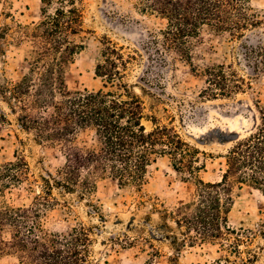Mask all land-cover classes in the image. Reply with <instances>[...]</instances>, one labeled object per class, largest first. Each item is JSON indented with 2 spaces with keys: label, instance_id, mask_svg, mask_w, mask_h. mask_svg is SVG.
<instances>
[{
  "label": "trees",
  "instance_id": "trees-1",
  "mask_svg": "<svg viewBox=\"0 0 264 264\" xmlns=\"http://www.w3.org/2000/svg\"><path fill=\"white\" fill-rule=\"evenodd\" d=\"M141 11L165 22L163 29L145 43L160 64L182 61L204 78L200 97L228 99L240 93L245 79L231 64L211 65L198 71L192 64L190 41L207 30L226 43L238 42L237 56L255 74H264V36L247 41V33L261 26L249 0H137ZM40 19L30 25L12 16L0 27V55L14 44L27 43V73L17 81L0 83V99L16 116L18 126L37 144L57 146L63 157L55 174L41 178L43 190L29 204L5 203L0 208V258L13 257L18 264H92L91 229L82 225L65 233L46 228L48 214L59 202L53 189L79 193L90 199L97 183L109 179L118 188L131 186L137 192L147 183L148 169L166 159L183 182L195 190L192 199L171 211H157L160 219L174 224L169 236L177 247L217 246L214 264H254L256 256L242 251L249 231L228 226L234 190L248 186L264 197V104L257 105L258 119L252 132L237 141L224 155V169L217 182H204V152L191 146L170 126L155 118L143 125L144 108L124 81L128 66L139 55H125L109 38L100 41V59L94 76L98 91L70 92L66 74L83 49V0H41ZM6 15V14H5ZM0 121L5 118L0 114ZM86 134L88 141L77 143ZM26 161L0 164V194L19 187L28 175ZM94 206H92L93 208ZM97 210V208H95ZM166 238V237H164ZM152 254L143 264H156ZM166 264H178L169 257Z\"/></svg>",
  "mask_w": 264,
  "mask_h": 264
},
{
  "label": "rangeland",
  "instance_id": "rangeland-1",
  "mask_svg": "<svg viewBox=\"0 0 264 264\" xmlns=\"http://www.w3.org/2000/svg\"><path fill=\"white\" fill-rule=\"evenodd\" d=\"M41 0H0V27L13 19L30 25L40 19ZM83 49L74 57L66 74L70 92L98 91L101 80L94 76L100 59L103 37L109 38L125 55L139 57L126 71L124 81L140 98L143 125L150 130V120L172 127L191 146L206 154L204 182H217L224 169V155L237 141L248 136L258 119L257 105L264 104V74H255L237 56L238 42L226 43L207 30L190 41L193 66L198 70L211 65L231 64L245 79L243 90L228 99L206 100L200 97L205 88L204 78L190 71L187 63L171 61L160 64L152 58L145 43L163 29L165 22L156 15L141 11L137 0H83ZM258 14L261 26L247 33V41L264 36V0H249ZM6 14V15H5ZM27 43L5 48L0 55V83L17 81L28 71L25 58ZM0 164L23 158L28 175L16 189L0 194V208L5 203L29 204L33 195L43 190L41 178L54 175L63 157L57 146L37 144L33 136L17 124L16 116L0 99ZM80 134L77 143L88 141ZM195 187L183 182L166 159H158L148 169L147 183L137 192L131 186L118 188L109 179L97 183L90 199L78 192L69 194L53 189L59 202L49 214L46 228L65 233L82 225L91 229L92 264H143L152 254L150 244L159 253L156 264H166L169 257L178 264H214L220 254L217 246L194 245L177 247L169 236L177 235L169 220L160 219L157 211H171L177 204L192 199ZM233 207L228 226L249 231V241L242 251L256 256L254 264H264V197L248 186L233 192ZM92 206H94L92 208ZM97 208V210L95 209ZM166 237V238H164ZM178 239L181 236L177 235ZM0 264H18L13 257L0 258Z\"/></svg>",
  "mask_w": 264,
  "mask_h": 264
}]
</instances>
